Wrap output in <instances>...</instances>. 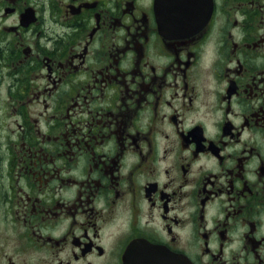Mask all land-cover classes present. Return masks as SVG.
Here are the masks:
<instances>
[{"label": "flooded vegetation", "instance_id": "obj_1", "mask_svg": "<svg viewBox=\"0 0 264 264\" xmlns=\"http://www.w3.org/2000/svg\"><path fill=\"white\" fill-rule=\"evenodd\" d=\"M191 5L0 0V264H264V0Z\"/></svg>", "mask_w": 264, "mask_h": 264}, {"label": "water", "instance_id": "obj_2", "mask_svg": "<svg viewBox=\"0 0 264 264\" xmlns=\"http://www.w3.org/2000/svg\"><path fill=\"white\" fill-rule=\"evenodd\" d=\"M197 0H157V10H159L162 15V19L165 20L169 16L176 19L172 22L173 26L177 28H182L188 26L189 24L183 22V18H186L187 13L185 10L190 11L191 5H188L190 2H196ZM175 16V17H174ZM138 247V246H137ZM140 249L143 250L142 257H162L170 258L174 257L172 254L166 252L161 248H155L151 245H140ZM138 249V248H137ZM139 249V250H140ZM134 252L133 250H131ZM133 257V256H132ZM163 264H189L185 261H161ZM127 264H160L155 263V261H127Z\"/></svg>", "mask_w": 264, "mask_h": 264}]
</instances>
